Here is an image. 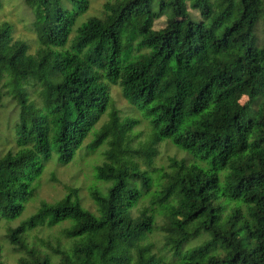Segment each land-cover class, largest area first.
Returning a JSON list of instances; mask_svg holds the SVG:
<instances>
[{
	"label": "trees",
	"instance_id": "trees-1",
	"mask_svg": "<svg viewBox=\"0 0 264 264\" xmlns=\"http://www.w3.org/2000/svg\"><path fill=\"white\" fill-rule=\"evenodd\" d=\"M23 4L40 47L0 24V224L24 216L50 165L106 150L94 211L70 188L8 227L18 264H264V0H107L81 24L90 0ZM163 142L185 156L157 168ZM62 224L58 244L30 235Z\"/></svg>",
	"mask_w": 264,
	"mask_h": 264
},
{
	"label": "rangeland",
	"instance_id": "rangeland-1",
	"mask_svg": "<svg viewBox=\"0 0 264 264\" xmlns=\"http://www.w3.org/2000/svg\"><path fill=\"white\" fill-rule=\"evenodd\" d=\"M107 0H90L91 5L89 11L81 17L82 21H85L90 16H99L102 10L103 4ZM192 18L199 20L200 16L197 12L190 11ZM33 21V14L27 6L23 4V0H0V24L2 22H8L13 26V37L21 38L28 42L30 46V52L35 53L40 45L37 41L36 34L33 33L31 23ZM166 20L161 19L155 23V29H160L165 25ZM182 25L181 29L185 27ZM78 26V25H77ZM76 28V27H75ZM72 34L71 39L74 37ZM110 92L115 102L116 107L122 112L132 116L133 118L140 119V124L135 130L134 143L138 147L140 143L148 142L149 128L146 122L143 121V117L136 113L128 103L121 97L120 89L117 86H111ZM5 100V99H4ZM248 98L243 97L240 100V104H245ZM12 105L8 104L6 110L0 111V153L9 150L12 147L11 137H9L10 125L13 122ZM142 123V124H141ZM99 125L93 130L91 135L86 139L85 143L93 138V133L98 129ZM166 142V141H165ZM106 146L100 147L96 152L90 153L84 150L80 151L76 159L69 165L64 167H55L50 165L42 179L40 180L37 188V196L33 202L28 204L26 213L20 220L13 222L12 224L1 223L0 224V247L2 250V259L5 264H18L19 255L13 252L12 247L8 244L5 234L8 227L12 228L17 226L21 220H24L27 216L33 214L40 202L52 203L60 200L65 196L68 189H77L82 199L83 205L90 209L95 210L91 199L90 192L96 188L102 187L101 183L97 182L93 177V168L100 164L104 158V152ZM183 157L184 153L178 151L170 143H162L157 147V155L154 158V165L157 168H165L168 164L169 157ZM96 187V188H95ZM67 224L57 226L51 229H40L33 231V239H43L50 241L53 245L58 244L61 231ZM157 235L153 236L151 241L153 242L154 250H159L160 241ZM61 245L65 247V241H61ZM161 247V245H160Z\"/></svg>",
	"mask_w": 264,
	"mask_h": 264
}]
</instances>
